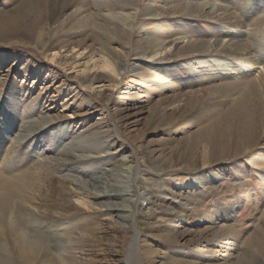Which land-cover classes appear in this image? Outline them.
<instances>
[{
    "label": "rangeland",
    "instance_id": "1",
    "mask_svg": "<svg viewBox=\"0 0 264 264\" xmlns=\"http://www.w3.org/2000/svg\"><path fill=\"white\" fill-rule=\"evenodd\" d=\"M261 1L0 0V101L18 113L11 134L23 118L38 124L50 118V131L27 143L39 141L33 145L41 157L71 160L58 174L70 172L96 191L102 189L95 178L111 183L118 177L136 195L135 224L99 205L103 197L73 196L80 206L68 205L64 214L76 223L74 238L40 247L55 254L56 247L75 246L77 257H44L37 264H123L126 256L130 264H264V242H251L264 225V171L250 162L257 144L239 139L245 108L250 122L257 119L254 109L259 114L253 138L264 127V105L257 102L264 97V60L243 75L188 77L187 65L199 69L208 55L191 45L226 28L206 12L179 8L230 4L243 24L228 26L242 34L257 61ZM159 47L151 57L150 49ZM103 57L113 61L117 79L103 70ZM237 103L243 104L238 116ZM59 124L68 130L52 146ZM128 165L127 173L122 167ZM6 254L0 252L1 264H23Z\"/></svg>",
    "mask_w": 264,
    "mask_h": 264
},
{
    "label": "bare ground",
    "instance_id": "2",
    "mask_svg": "<svg viewBox=\"0 0 264 264\" xmlns=\"http://www.w3.org/2000/svg\"><path fill=\"white\" fill-rule=\"evenodd\" d=\"M261 2H264V0ZM229 5L223 2L214 5L215 8L213 4L204 8L205 5L200 3L179 6L183 11L197 12L195 15H198L199 12H206L208 20L212 22L218 21L219 24H224L226 28L221 36L216 37L212 41H198L197 44L191 45L193 48H206L202 49L201 52L205 51L208 55H202L204 57L200 61L203 66L199 69L193 67V64L187 65V68L191 71L188 73V77L193 72L203 76L206 80L217 78L221 73L242 74L243 72L251 71L253 67H257L256 63L264 60V40L262 41L264 35L260 37L259 43H257L259 53L256 61L255 56L253 54L251 56V51H249L245 43L246 40L241 38L242 34L228 26L231 24L239 27L243 24L242 20L236 17L235 11H232ZM149 7H152L151 4L145 9L148 10L150 9ZM206 10L209 11L207 12ZM185 36H179L176 39ZM52 43L54 42L49 43V45ZM162 49L163 47L150 49L151 57L159 54ZM163 60L164 58H157L156 61L160 62ZM101 66L110 79H117L120 73L116 71V66L109 57L102 58ZM259 81V86L264 92V73L260 74ZM90 84L89 87L92 86V83ZM246 84H248L247 80L237 82V85L245 86ZM260 100H257V102L264 105V97H261ZM6 103L5 101H0V252H8L14 258L18 256L23 264H37L44 257L57 256L62 261L76 258L79 250L75 246L56 247L55 254L52 250H48V247H40L42 242H46V244L49 242L57 243L60 240L64 241L63 239L70 241L74 238V236H71L74 235L71 234L73 233L71 228L76 223H74V219L71 218L69 220L68 215L64 214L66 206H80L72 199L73 196L103 197L97 203L113 209L114 212L111 214L121 218L123 221H131L132 224L137 222L134 217V210L136 212L137 210L133 208L136 195L133 190L129 189L130 186L123 184L124 179L116 177L113 182L108 183L100 177L95 178L97 188L102 189L96 191L93 189L96 186L90 187L86 182L75 177L70 172L58 174L57 172L61 171V169L70 168L71 160L66 161V163H60L44 156L41 157L35 149L39 141L35 143V140H32L29 144L27 143L31 136L33 137L37 132L48 131L49 125L47 123H54V121L49 118L47 123L38 124L36 119L23 118L24 120L20 123V130L16 134H11V129L18 118V113L16 108L6 107V105H9V103ZM242 105V103H237L234 107L236 116H238L237 112ZM243 108L245 107L243 106ZM245 110L246 112H243L240 119L241 124L245 125H242L243 128L239 139L243 144H257L259 152L251 154L250 162L252 165L259 166L261 171H264V142L261 141L264 140V127L261 128L260 134L253 138V127H256L259 114L257 108L254 109L253 113L257 115V119H254V122H250L247 109L245 108ZM255 114H251V116L253 117ZM235 115L234 119H236ZM104 122L106 123V121ZM59 128L55 129L56 131L53 133L54 144L52 146L57 144L68 130L65 129L64 125H60ZM260 142L262 145H258ZM34 143L36 145H33ZM65 146L70 147L71 144H66ZM249 148L252 149L253 147ZM122 169L128 173L129 165L123 166ZM194 182L197 187L202 184V181ZM115 199H119L120 202H113ZM120 225L122 228H129L128 225L123 223H120ZM260 227V231L255 233L257 237L253 239L254 241L251 240L255 244L253 245L254 247H257L256 245L260 244L261 240L264 242V225ZM47 228L50 229V232H46ZM227 229L229 230V228ZM78 237L82 240L86 239L81 235ZM8 254L6 255L9 256ZM126 257L123 264H130L128 262L129 256ZM1 263L2 259H0Z\"/></svg>",
    "mask_w": 264,
    "mask_h": 264
}]
</instances>
